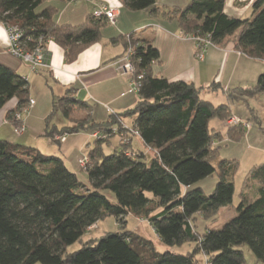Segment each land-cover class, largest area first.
I'll list each match as a JSON object with an SVG mask.
<instances>
[{
	"label": "trees",
	"instance_id": "16d2710c",
	"mask_svg": "<svg viewBox=\"0 0 264 264\" xmlns=\"http://www.w3.org/2000/svg\"><path fill=\"white\" fill-rule=\"evenodd\" d=\"M121 1L133 12L177 19L184 35L207 38L214 48H230L241 56L264 61V0L253 2L249 18L226 15L227 0H191L183 9L173 11L159 9L155 0ZM43 2L0 0V23L18 27L27 50L40 38L45 45L52 40L64 51L65 62L72 64L100 40L107 20L89 16L79 26L59 25L54 20L57 11L42 8ZM127 36L118 40L133 53L134 78L142 76L137 93L141 101L131 111L110 115L102 126L91 119L92 107L75 99L70 89L53 97V112L46 119L45 135L58 145L57 136L88 129L113 138L126 136L128 142L112 145L109 155L102 148L109 140L94 141L87 154L90 188L66 168L61 157L0 138V264H245L242 246L264 264V163L251 169L243 182L235 218L219 230L210 229L208 225L216 222L218 213L232 204L235 191L231 179L236 167L218 160L217 148L212 147L221 142V135L209 128L214 119L230 120V108L202 100V89L193 84L170 82L153 74L152 65L161 64L160 52L133 33ZM256 81L253 92L240 90L239 96L230 92L229 100L264 93V71ZM213 87L211 84L209 89ZM12 99L18 104L8 113L10 121L28 108L29 83L0 64V110ZM54 112H61L71 125L61 130L51 127ZM76 113L87 116L76 119ZM123 119H132L131 127ZM244 133V129L232 127L227 134L235 139ZM134 137L143 142L145 152L133 149ZM215 173L219 179L211 194L192 188ZM252 182L257 183L254 199L246 193ZM103 191L111 193L114 202ZM60 205L91 222L112 218L123 231L83 242L80 250L67 253L93 223L82 228L80 235L69 233L57 213ZM127 216L150 224L159 248H163L161 253L151 240L125 230ZM198 219L205 222L202 234L197 230ZM186 244L194 246L190 253L174 251Z\"/></svg>",
	"mask_w": 264,
	"mask_h": 264
},
{
	"label": "crops",
	"instance_id": "0c3cea01",
	"mask_svg": "<svg viewBox=\"0 0 264 264\" xmlns=\"http://www.w3.org/2000/svg\"><path fill=\"white\" fill-rule=\"evenodd\" d=\"M42 1H44L42 8L52 7L57 11L54 20L59 25H82L100 7L116 10L117 17L114 25L107 23L106 27L102 29L100 40L81 52L72 64L65 62L64 51L58 45L52 40L48 41L46 44L48 69L38 72H34L21 59L15 58L9 53L6 26L0 23V64L27 80L29 90L30 86H33L36 82L42 87V93H38V95L36 93L33 97L30 95V101L32 100L34 105L28 111L23 109V111H27V115L25 119L20 120L25 127L21 135L24 136L26 132L33 131L29 134H32L36 141L29 144L28 140L27 144V137L24 136L21 137L25 139L22 145L34 147L42 153L37 144L40 137H46V119L51 110L50 105L53 104V97H61L67 90L73 89L75 99L82 100L92 107L91 119L96 123L101 119H105V116L121 115L131 111L141 101L136 93H130L131 76L123 70L126 56L125 42L118 40V38L132 33L137 39L152 43L160 52L161 64L154 63L152 65L151 71L153 74L166 78L170 82L182 81L193 84L197 90L202 89L200 91L202 100L215 107L220 105L231 107V101L227 93H230L232 85L234 86V78L239 77L237 74L243 71L242 65L247 63L243 58H246V56H241L230 48L217 49L209 46L204 51L203 60L196 61L194 58L196 52L194 42L186 35L181 36L182 30L179 28L177 19L168 18L163 14L153 15L148 11L133 12L127 9L121 0H77L74 3H68L66 0ZM177 1L155 0V6L165 11L183 9L184 6H181ZM242 2L243 0H227L225 3L226 15L235 18H249L252 15L251 9L254 1L251 0L245 7L246 9L240 13V7L245 6ZM246 59L248 61L249 58ZM245 74H247V70H245ZM241 83L243 82L241 81ZM210 84L214 85L211 89H209ZM218 86L222 89L218 90ZM219 91H222L225 96V99H220V103ZM210 93L218 101L214 103V101L205 99L201 95L207 94L209 96ZM39 100H41L42 106ZM17 104V101L14 100L8 110L6 109L3 113L0 112V130L13 127V135H15V125L7 117L8 113L13 111ZM36 116L39 118L36 123L37 127L40 122L45 124L43 133L40 130L35 131L32 129L34 124L31 121ZM123 122L127 127H131L133 120L123 119ZM49 124L51 127L59 129L51 122ZM70 125L71 123L68 126ZM226 125L229 126L227 122ZM0 138L8 142H16L12 139L7 140L1 136V133ZM46 138L52 144V141L48 137ZM67 141V138H65L64 142L60 144L64 147L57 148L51 145V152H48L50 154H42L55 157H61L63 154L67 156L68 151L71 150L70 148L66 149ZM131 143L133 149L141 151L142 148L145 152L146 149L140 139L134 137ZM117 145V143H114V146ZM136 146H139V148H136ZM61 158L66 166L65 158ZM157 241L158 239H156V243Z\"/></svg>",
	"mask_w": 264,
	"mask_h": 264
},
{
	"label": "rangeland",
	"instance_id": "374dc122",
	"mask_svg": "<svg viewBox=\"0 0 264 264\" xmlns=\"http://www.w3.org/2000/svg\"><path fill=\"white\" fill-rule=\"evenodd\" d=\"M191 0H178L177 2L181 5L184 6ZM251 0H243V4L245 6L240 7V13L243 12L247 7L248 3ZM255 1V0H252ZM74 3V2H72ZM247 58V57H246ZM244 61L247 63H244L242 65V72L240 74H237L239 77L234 78L235 83L234 86L232 85L231 88V93L237 94L238 96L240 93L238 91L240 90H249L253 92L256 88L257 84V78L258 76L264 71V61L259 60V59H247ZM247 70V74H245V70ZM241 80L243 83H241ZM240 83V84H239ZM32 84V82H31ZM30 84V85H31ZM42 84V82H41ZM44 85V84H43ZM211 85V84H210ZM30 95L31 97L34 96V94L37 93H42V87L38 85L36 82L33 86H30ZM33 94V95H32ZM203 98L209 99L214 101L216 100L215 96L210 93L208 96L207 94H201ZM219 95V103L220 99H225L224 94L222 91L218 92ZM242 97V96H240ZM35 98V97H34ZM40 99L42 100V97L40 96ZM242 100H230V105L228 107L230 108L231 115L235 117H231L230 120L228 121H220L219 119H214L212 120L211 124L209 125L210 130H214L217 133H220L221 135V142L216 141L212 147L217 148L216 155L218 153V160L219 161H226L228 163L234 164L236 167V173L234 174L233 178L231 179L232 183L234 184V197L232 204L227 206L226 209H222L218 213V218L216 222L209 224V228L213 230H219L221 229L227 222L235 218V209L238 206L239 202V193L241 191L243 182L247 178L248 174L250 173V170L253 168L258 167L259 165L264 163V93H256L255 96H244L241 98ZM15 99H12L8 102V105L0 111L3 113L6 109H9V106L13 104ZM41 100H39L41 102ZM220 105V104H219ZM42 106V102H41ZM222 106V105H220ZM50 112L48 113L49 115L52 114L53 112V106L52 104L50 105ZM42 109V107H41ZM25 110H29V108H25ZM27 111L21 110L19 114L22 115L21 119H25ZM47 115V116H49ZM53 119L51 123L55 126H57L61 130L62 128L68 126L70 123L69 121L62 116L61 112H54L53 114ZM86 114H81V113H76L75 118H86ZM40 117V114H39ZM241 121V124H237L234 119H237ZM38 116L33 117L31 123L34 124L32 125V129L35 131L40 130L41 133H43V128L44 125L43 123H39L38 127L36 126L38 122ZM109 117L105 116V119H101L98 121L99 125H105ZM101 121V122H100ZM226 122L228 123L229 126L226 125ZM13 123V122H12ZM14 124V123H13ZM232 127H237L244 129L246 133L235 137V139L229 138L228 136V131ZM12 128H3L0 130L1 136L6 138L7 140L12 139L13 141H16L14 143H17L19 145H22L23 142H25L24 137L26 136V142L28 144H33L35 143L36 140H34V136H32L31 131L26 132L24 136H16L13 135L12 133ZM97 133V132H96ZM92 132L90 129L87 131H81L77 134L73 135H66L67 142H66V149L70 148L71 150L68 151V155L64 156V154L61 157L65 158L66 161V167L69 168L70 170L74 171L76 173L77 179H79L81 182L84 183V185L87 188H90L89 185V179L87 178L86 175V170L88 169V164H89V157L87 156L88 152L92 147L95 145L94 141L98 140L100 141V136L104 137L105 139L109 140V143L107 142V145H104L103 151L106 155H109L112 153V145L114 146V143L121 144V137H114L107 135H103L102 132L98 133L97 136L100 139H95L94 136L91 137ZM127 139V138H125ZM223 139V140H222ZM56 140V139H55ZM132 140V139H131ZM37 143V142H36ZM62 142H60L61 144ZM36 145V144H34ZM38 147L39 149L42 150L43 154H50L48 152H51V145L53 147L57 148H62L64 147L63 145H58L57 143H52L50 144L49 140L44 136L40 137L38 140ZM30 146V145H29ZM136 148H139V146H136ZM141 151L143 149L141 148ZM60 153V152H59ZM52 156V155H49ZM152 155H148V157H151ZM82 161H85L84 165L81 163ZM218 174L215 173L213 176L208 177L203 179V181H200L196 184L192 185V188H200L202 191L206 194L209 195L213 192L216 182L218 181ZM191 188V189H192ZM256 188H257V183L252 182L246 191L247 194H249L251 199H254L256 196ZM104 195L108 200L111 202H114L113 196L111 193L108 191H103ZM148 197H151L150 194H147ZM64 205V204H63ZM60 209L58 210L57 213L61 215V217L64 219V229H67V231L72 234H78L80 235V232L82 228H84L86 225H90L93 223L92 227H89L86 232L82 233V237L79 241H75L73 244H71L67 248V253L75 252L78 251L82 248V243L93 240V239H101L104 238L107 233H115V232H121L123 229L115 222L112 218H107L104 219V221L101 222H91L89 219H85L83 217H76L77 213H73L71 209H68L69 207H63L59 206ZM79 219V220H78ZM127 225L126 229L131 232L139 233L141 234L145 239L151 240L156 247V250L161 253L163 250L162 246L159 248V244L156 243V236L154 232L151 229L150 224L145 221L142 218H135L134 216H127L126 220ZM197 230H199V233L202 234L204 232V226L205 222L202 221L201 219H198L196 222ZM193 244H186L183 245L182 247H175L174 251L176 253L184 254V253H190L193 249ZM240 250L244 252V259H245V264H259L253 255V253L246 247L242 246L240 247ZM197 260L202 263V258L200 256H197ZM40 264V263H38Z\"/></svg>",
	"mask_w": 264,
	"mask_h": 264
},
{
	"label": "built area",
	"instance_id": "2783aa9c",
	"mask_svg": "<svg viewBox=\"0 0 264 264\" xmlns=\"http://www.w3.org/2000/svg\"><path fill=\"white\" fill-rule=\"evenodd\" d=\"M68 3H72L77 0H66ZM93 18H104V20H107V23L110 25H114L116 20L115 18L117 17V11L114 9H110L108 7H100L98 10H96L93 13ZM6 33L8 36V47H9V53L14 56L15 58L21 59L26 65H28L29 68H31L34 72H38L41 70H46L48 69L47 65V46L45 45V41L40 38L34 45L33 48L27 50L26 46H24V43L22 41L23 38V32L18 28L14 26H6ZM181 36H185L183 33H181ZM188 36L189 39H191L194 42V47H195V60L196 61H202L203 60V54L206 48L209 46H212L211 42L209 39L201 37V36H191V35H186ZM128 39L129 37L126 36ZM213 47V46H212ZM131 49H128L126 51V56H125V65L123 66V70L126 74L131 76V82H130V93H138L139 90V83L142 80V76H138L137 78H134V66L131 62L130 56L132 55ZM28 108H31L34 105V102L31 100L29 101ZM20 114L14 116L12 118V122L15 125L14 128V134L21 136L23 134L25 127L22 125L20 122ZM237 124H241L240 119H234ZM123 128L126 129V126L123 125ZM97 133L92 134V137L94 136L95 139H100L103 138L100 136V138L97 136ZM121 142L122 143H127L128 140L125 139V135H121ZM66 136L59 137L57 136L55 139L59 142H64ZM83 165L85 161L81 162ZM209 264V263H207Z\"/></svg>",
	"mask_w": 264,
	"mask_h": 264
}]
</instances>
